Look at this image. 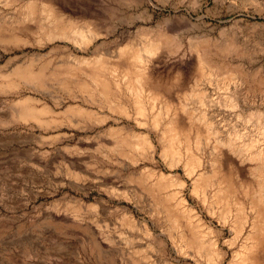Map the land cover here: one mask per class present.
<instances>
[{"label": "rangeland", "instance_id": "374dc122", "mask_svg": "<svg viewBox=\"0 0 264 264\" xmlns=\"http://www.w3.org/2000/svg\"><path fill=\"white\" fill-rule=\"evenodd\" d=\"M28 1L0 3V25H8L19 38L0 41L1 86L19 68L44 67L50 74L74 65L76 57H115L120 49L138 45L161 31L181 46L180 55H163L154 65L156 76L173 83L174 99L177 92L189 91L195 84L197 62L189 52L191 45L204 39L235 41L239 54L225 56L224 62L246 75L242 89L247 100L241 110L223 108L221 125L227 130L244 129L240 121L264 110V0H51L73 27L102 33L84 50L69 41L46 40L34 23L29 31L17 28ZM146 10L151 17L142 15ZM51 85V91L64 97L60 105L47 92L40 93L30 85L0 87V264H195L173 248L148 207L143 209L126 198L132 195L130 190L142 189L128 176L152 165L109 162L102 154L106 149L99 145H113L114 139L106 131L118 127L117 123L88 122L82 128L68 125V118L79 120V116L65 110L82 101L70 98L58 83ZM29 97L39 100L30 101L31 105L52 106L56 112L46 118L55 116L62 122L42 126L18 119V109ZM86 105L98 110V106ZM79 172L83 177L76 176ZM140 194L147 205L148 196ZM186 195L197 205L189 189ZM197 209L201 213V207ZM126 212L140 224L146 223L151 236L143 227H127L123 221ZM202 214L217 230L221 243L232 238L230 227ZM228 252L230 259L232 252Z\"/></svg>", "mask_w": 264, "mask_h": 264}, {"label": "bare ground", "instance_id": "6f19581e", "mask_svg": "<svg viewBox=\"0 0 264 264\" xmlns=\"http://www.w3.org/2000/svg\"><path fill=\"white\" fill-rule=\"evenodd\" d=\"M13 1L0 3L10 5ZM142 13L152 16L148 10ZM30 23L39 26L46 40L69 41L83 50L102 34L94 28L73 27L71 19L51 0L27 2L16 24L29 31ZM11 31L1 24L0 41H17ZM239 50L235 41L204 39L191 45L189 52L195 54L197 62L195 84L183 93L174 90L176 99L171 95L173 83L156 76L154 65L163 55L179 54L181 46L161 31L138 45L120 49L115 57H76L74 65L50 74L44 67L19 68L0 87L30 85L40 93L47 92L60 105L64 97L49 86L58 83L70 98L82 101L65 110L79 116V120L68 118V125L82 128L88 122L117 123L118 127L110 126L106 131L114 139L113 145H99L106 149L102 154L114 165H152L128 176L142 189L130 190L132 195L126 198L143 209L148 207L149 215L179 255L195 264H264V110L240 121L244 129L227 130L219 117L223 108L241 110L247 100L242 89L246 75L224 62L225 56L239 54ZM30 101L39 100L26 98L18 109V119L42 126L62 122L55 116L46 118L56 112L52 106L44 103L39 107ZM87 103L98 110L90 109ZM76 176L83 177L80 172ZM188 189L197 205L190 203ZM141 192L148 196L147 205H143ZM202 213L230 227L232 238L221 243L217 230ZM123 221L130 229L143 227L151 236L149 226L140 224L133 214L126 212ZM228 250L232 252L230 259Z\"/></svg>", "mask_w": 264, "mask_h": 264}]
</instances>
